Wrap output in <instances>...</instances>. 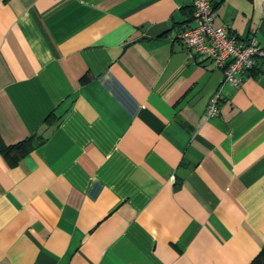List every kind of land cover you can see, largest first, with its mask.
<instances>
[{
    "label": "crops",
    "instance_id": "crops-1",
    "mask_svg": "<svg viewBox=\"0 0 264 264\" xmlns=\"http://www.w3.org/2000/svg\"><path fill=\"white\" fill-rule=\"evenodd\" d=\"M209 2L214 26L264 50V0ZM192 13L193 0H0V264L255 259L264 57L205 119L222 72L177 39Z\"/></svg>",
    "mask_w": 264,
    "mask_h": 264
},
{
    "label": "built area",
    "instance_id": "built-area-1",
    "mask_svg": "<svg viewBox=\"0 0 264 264\" xmlns=\"http://www.w3.org/2000/svg\"><path fill=\"white\" fill-rule=\"evenodd\" d=\"M177 39L191 58H202L222 72V80L211 97L204 118L218 115V106L223 99L225 85L238 88V76L252 70L256 61L264 57L254 35L240 40L225 26H214L212 6L209 0H193L190 24L184 26Z\"/></svg>",
    "mask_w": 264,
    "mask_h": 264
},
{
    "label": "trees",
    "instance_id": "trees-1",
    "mask_svg": "<svg viewBox=\"0 0 264 264\" xmlns=\"http://www.w3.org/2000/svg\"><path fill=\"white\" fill-rule=\"evenodd\" d=\"M27 143H28V146L26 145ZM22 145H24L23 148H22ZM33 147H34V145L30 144V141L27 140L24 143L17 144L16 146L8 147V149H6V153H10L12 151L21 149V150H23L22 153L25 154L27 151L31 150ZM250 264H264V245L261 248L258 255L255 257V259Z\"/></svg>",
    "mask_w": 264,
    "mask_h": 264
}]
</instances>
